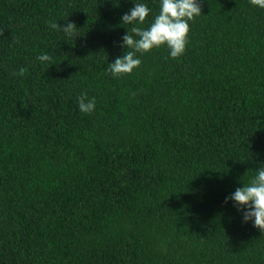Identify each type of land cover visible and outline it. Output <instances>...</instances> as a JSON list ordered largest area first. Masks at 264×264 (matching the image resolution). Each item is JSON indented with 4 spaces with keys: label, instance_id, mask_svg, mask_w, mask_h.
I'll use <instances>...</instances> for the list:
<instances>
[{
    "label": "trees",
    "instance_id": "trees-1",
    "mask_svg": "<svg viewBox=\"0 0 264 264\" xmlns=\"http://www.w3.org/2000/svg\"><path fill=\"white\" fill-rule=\"evenodd\" d=\"M197 2L183 56L116 78L122 16L161 0H0V264H264L225 203L264 167V9Z\"/></svg>",
    "mask_w": 264,
    "mask_h": 264
},
{
    "label": "clouds",
    "instance_id": "clouds-1",
    "mask_svg": "<svg viewBox=\"0 0 264 264\" xmlns=\"http://www.w3.org/2000/svg\"><path fill=\"white\" fill-rule=\"evenodd\" d=\"M253 6L264 9V0H251ZM151 14V9L145 3H134V7L122 16L123 25H131L130 31L122 37L121 47L128 49L122 57L108 64V71L113 77L119 78L131 75L134 70L142 65V60L137 53L144 55L154 49L167 47L170 57L177 59L186 52L189 43L190 22L203 15L202 5L197 0H161L160 11L154 17L151 25L145 29L143 25ZM50 27L62 31L66 37H77L75 23L67 22L61 27L56 22H50ZM42 63L51 62L52 57L43 53L37 57ZM26 68H20L15 75L23 77L27 73ZM95 98L89 99L87 94H81L78 98L79 110L84 114H91L95 110ZM242 187L226 197L234 202L237 211L243 216V222H252L253 226L264 233V167L256 171V175L248 182L242 183Z\"/></svg>",
    "mask_w": 264,
    "mask_h": 264
}]
</instances>
